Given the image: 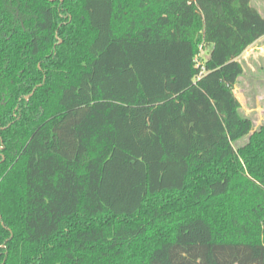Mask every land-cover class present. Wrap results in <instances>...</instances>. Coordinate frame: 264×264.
<instances>
[{"label":"trees","instance_id":"obj_1","mask_svg":"<svg viewBox=\"0 0 264 264\" xmlns=\"http://www.w3.org/2000/svg\"><path fill=\"white\" fill-rule=\"evenodd\" d=\"M262 36L252 0H0V264H264Z\"/></svg>","mask_w":264,"mask_h":264},{"label":"rangeland","instance_id":"obj_2","mask_svg":"<svg viewBox=\"0 0 264 264\" xmlns=\"http://www.w3.org/2000/svg\"><path fill=\"white\" fill-rule=\"evenodd\" d=\"M256 44L264 48V38ZM248 49V57L242 58L245 71L239 78L236 94L242 103L243 113L253 119L254 129H257L264 123V50L255 47ZM209 52L208 47H201L197 57L204 60ZM247 140L248 136H245L235 142V146L238 147Z\"/></svg>","mask_w":264,"mask_h":264},{"label":"crops","instance_id":"obj_3","mask_svg":"<svg viewBox=\"0 0 264 264\" xmlns=\"http://www.w3.org/2000/svg\"><path fill=\"white\" fill-rule=\"evenodd\" d=\"M252 4L257 7L259 9V11L264 15V10L262 7H264V0H252ZM264 38V36H262L261 38H259L257 41H255L253 44H251L249 47H255V48H261L262 50H264V48L261 46V47H258L256 43H258L259 41H261L262 39ZM256 45V46H255ZM248 47V48H249ZM210 50H211V47H208ZM246 49L243 54L239 57V61L242 62V58H247L248 57V54H249V49ZM244 66V65H243ZM245 71V69H244ZM241 77V76H240ZM239 83V81H238ZM239 88L238 87V84L235 86V93H236V89ZM237 95V94H236Z\"/></svg>","mask_w":264,"mask_h":264},{"label":"snow or ice","instance_id":"obj_4","mask_svg":"<svg viewBox=\"0 0 264 264\" xmlns=\"http://www.w3.org/2000/svg\"><path fill=\"white\" fill-rule=\"evenodd\" d=\"M61 135H63V133H61Z\"/></svg>","mask_w":264,"mask_h":264}]
</instances>
